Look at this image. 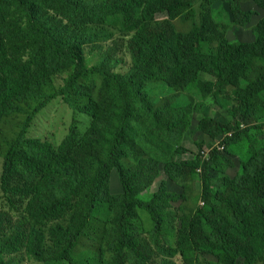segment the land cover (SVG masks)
I'll list each match as a JSON object with an SVG mask.
<instances>
[{
	"label": "trees",
	"instance_id": "obj_1",
	"mask_svg": "<svg viewBox=\"0 0 264 264\" xmlns=\"http://www.w3.org/2000/svg\"><path fill=\"white\" fill-rule=\"evenodd\" d=\"M216 1L0 0V124L37 102L3 159L0 264H77L93 219L103 221V238L87 264H264V16L250 39L228 37L264 11V0H254L257 11L243 0ZM177 18L190 29L179 31ZM113 21L127 38L93 29ZM101 37L111 44H97ZM86 44L101 54L89 69ZM123 45L131 64L120 73ZM69 67L64 86L48 93L50 78ZM81 72L101 75L100 86L79 82ZM154 81L174 90L162 104L147 89ZM179 91L212 96L233 115L206 114L197 124L222 150L211 146L206 156L203 142L194 152L185 146L192 115L174 101ZM60 94L90 117L87 128L73 119L59 143L29 136L34 117ZM246 141L251 153L233 176L230 155ZM198 175L193 195L188 185ZM140 211L151 221L147 231Z\"/></svg>",
	"mask_w": 264,
	"mask_h": 264
},
{
	"label": "rangeland",
	"instance_id": "obj_2",
	"mask_svg": "<svg viewBox=\"0 0 264 264\" xmlns=\"http://www.w3.org/2000/svg\"><path fill=\"white\" fill-rule=\"evenodd\" d=\"M100 1V0H99ZM214 5L215 7H219L220 5L228 6V0H217ZM243 6L247 10H255L257 11V5L254 0H243ZM199 9V5H197ZM200 10V9H199ZM261 14L254 17L253 22L245 28L234 27V29L228 31V37L231 40L242 39L248 40L252 37L254 26L258 23L260 18L264 16V11L260 10ZM166 17L165 14L158 15V18ZM176 28L179 31H187L190 29L192 22L184 21L181 18H177L174 20ZM229 25L230 23L226 21ZM96 31H102L107 33H112L113 38H127L123 34H121L118 24L116 22H110L106 25H102L99 27H93ZM113 38H104L101 37L97 41V44L103 45L105 47L111 44V40ZM118 55L122 57V61L118 64L116 71L120 73H125L128 71L131 61L130 56L126 51L125 45L122 46L121 50L118 52ZM83 64L86 66V69L97 64L100 60L101 54L98 51V48L93 44H86L83 47ZM74 67H69L65 70H62L56 74H54L49 83L46 85V91L48 93L58 92L61 87L64 86L66 80L73 73ZM202 77L207 80L214 81V78L207 73H202ZM92 79L96 80L97 87L100 86L103 77L98 73H85L81 72L78 81L89 84ZM147 89L149 90L153 101L156 105L162 104L166 101V98L174 93V90H170L167 88L162 82H149L147 85ZM235 87L229 86L227 92L232 94L234 92ZM177 91V90H176ZM71 96L75 97V94H71ZM174 101L180 102L185 106L186 104L190 105L191 108V117L190 124L185 132V146L189 149V151H198L199 144L203 142L202 153L203 155H208L211 146H218L221 150L220 140H212L209 137H205L199 130L197 129V124L199 119L206 114H215L222 121L232 120L233 115L230 114L229 111L221 108L218 101L209 96L206 99H200L197 95L191 96L188 93H184L182 91L176 92V97ZM36 101L29 100L23 103L25 108V112L15 113L4 117L0 124V176L2 172V164L4 156L6 155L12 141L17 137L20 132L23 123L27 117V113L31 112L34 106L36 105ZM199 105L198 108H193L194 106ZM193 106V107H192ZM183 107L182 109H184ZM189 113V114H190ZM76 119L77 124L81 131H84L90 123V117L80 112L77 108L70 107L69 103L65 99L64 94H60L51 102L44 107L33 119L31 126L29 128L28 135L40 138H49L55 143H59L63 137L68 132V128L72 123V120ZM251 153L249 143L242 142L239 145L234 147V154L230 155L234 161L237 162L234 168H229L228 171L231 175L237 174L241 167V162L244 159H247ZM187 155H190L187 153ZM112 180H111V189L113 192H120L119 184L116 179L117 171H112ZM214 185L217 184V172L214 171ZM161 179H157L154 186L148 191L156 190L159 185ZM201 181L200 175L196 177V179L188 185V187L193 190L192 194L197 195L199 193ZM170 189L182 191L183 189L178 185L173 187L170 186ZM197 189V190H196ZM186 192H189L188 189ZM3 202L2 192L0 189V204ZM194 202V201H193ZM140 227L147 231L150 229L151 221L148 215L140 211V221L138 222ZM103 221L100 219H93L91 225L88 227L86 233L83 235L80 244L78 245L75 251V257L77 264H87L88 259L94 257V252L99 248L100 243L103 238ZM179 259L178 257H176ZM208 258L215 259L214 256H208ZM25 264H37L31 259H27ZM68 264V263H63ZM238 264H245L244 260H240ZM257 264H263L261 262Z\"/></svg>",
	"mask_w": 264,
	"mask_h": 264
}]
</instances>
